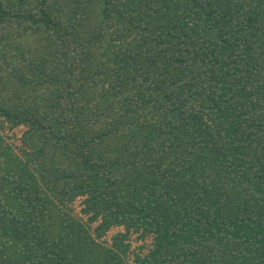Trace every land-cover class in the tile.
<instances>
[{
	"label": "trees",
	"instance_id": "1",
	"mask_svg": "<svg viewBox=\"0 0 264 264\" xmlns=\"http://www.w3.org/2000/svg\"><path fill=\"white\" fill-rule=\"evenodd\" d=\"M0 131V264H264V0H0Z\"/></svg>",
	"mask_w": 264,
	"mask_h": 264
},
{
	"label": "rangeland",
	"instance_id": "2",
	"mask_svg": "<svg viewBox=\"0 0 264 264\" xmlns=\"http://www.w3.org/2000/svg\"><path fill=\"white\" fill-rule=\"evenodd\" d=\"M23 130H24V128H22V127H18V128H15V129H10L9 130V128L8 127H6L5 129H4V134L5 135H7V137L10 139V143L14 146V145H16V144H18L19 143V139H20V136H21V134H22V132H23ZM1 132V131H0ZM1 134L2 135H4L2 132H1ZM4 135V136H5ZM73 206H74V214L75 215H77V216H80L79 214V210H80V204H79V202L78 201H76L74 204H73ZM117 231V229L115 230H112L106 237L107 238H109L110 237V235H112L114 232H116ZM129 241H130V246H131V251H128L127 253H128V258H133V254H134V252H137V248L138 247H140V246H142V244H148V242H149V240H146L144 243L143 242H140V241H138L137 239H136V236H135V234H133L132 236H131V238L129 239ZM133 253V254H132ZM139 253V255H142V254H144V251H142V252H138ZM129 263H133V262H131V261H129Z\"/></svg>",
	"mask_w": 264,
	"mask_h": 264
}]
</instances>
